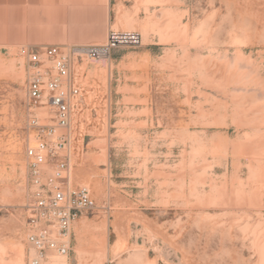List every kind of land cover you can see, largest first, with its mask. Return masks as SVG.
<instances>
[{
    "label": "rangeland",
    "instance_id": "1",
    "mask_svg": "<svg viewBox=\"0 0 264 264\" xmlns=\"http://www.w3.org/2000/svg\"><path fill=\"white\" fill-rule=\"evenodd\" d=\"M111 7L141 41L74 66L69 183L95 209L42 264H264V0ZM26 75L0 49V264H29Z\"/></svg>",
    "mask_w": 264,
    "mask_h": 264
},
{
    "label": "built area",
    "instance_id": "2",
    "mask_svg": "<svg viewBox=\"0 0 264 264\" xmlns=\"http://www.w3.org/2000/svg\"><path fill=\"white\" fill-rule=\"evenodd\" d=\"M140 41L136 32L110 30L105 42L98 45L26 49L27 128L31 136L25 159L33 201L28 216L31 232L26 237L29 264H42L50 253L67 256L72 224L95 209L89 189L69 183L73 131L79 123L82 95L74 66L83 60L107 58L113 50L133 48ZM38 110H45V124L40 123Z\"/></svg>",
    "mask_w": 264,
    "mask_h": 264
},
{
    "label": "crops",
    "instance_id": "3",
    "mask_svg": "<svg viewBox=\"0 0 264 264\" xmlns=\"http://www.w3.org/2000/svg\"><path fill=\"white\" fill-rule=\"evenodd\" d=\"M114 29L111 0H0V49L98 45Z\"/></svg>",
    "mask_w": 264,
    "mask_h": 264
},
{
    "label": "bare ground",
    "instance_id": "4",
    "mask_svg": "<svg viewBox=\"0 0 264 264\" xmlns=\"http://www.w3.org/2000/svg\"><path fill=\"white\" fill-rule=\"evenodd\" d=\"M106 60V58H105ZM72 180V175H71V179ZM15 260H14V264H23L22 263V256H21V253H17L16 256H15ZM53 264H64L63 262H60V261H56L54 262Z\"/></svg>",
    "mask_w": 264,
    "mask_h": 264
}]
</instances>
